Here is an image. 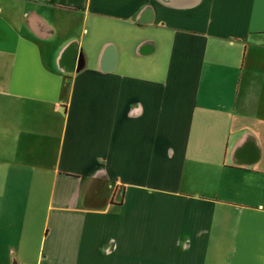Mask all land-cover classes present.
<instances>
[{
	"label": "crops",
	"instance_id": "1",
	"mask_svg": "<svg viewBox=\"0 0 264 264\" xmlns=\"http://www.w3.org/2000/svg\"><path fill=\"white\" fill-rule=\"evenodd\" d=\"M0 264H264V0H0Z\"/></svg>",
	"mask_w": 264,
	"mask_h": 264
}]
</instances>
